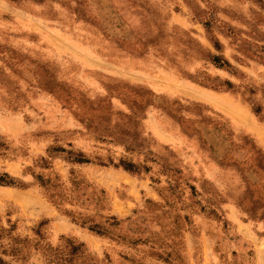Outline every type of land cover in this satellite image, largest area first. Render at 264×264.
I'll list each match as a JSON object with an SVG mask.
<instances>
[{
  "label": "rangeland",
  "instance_id": "1",
  "mask_svg": "<svg viewBox=\"0 0 264 264\" xmlns=\"http://www.w3.org/2000/svg\"><path fill=\"white\" fill-rule=\"evenodd\" d=\"M0 264H264V0H0Z\"/></svg>",
  "mask_w": 264,
  "mask_h": 264
},
{
  "label": "trees",
  "instance_id": "2",
  "mask_svg": "<svg viewBox=\"0 0 264 264\" xmlns=\"http://www.w3.org/2000/svg\"><path fill=\"white\" fill-rule=\"evenodd\" d=\"M215 60H217V62L220 63V65L222 66L224 63L225 64H228L227 61H222L220 59V57L216 56L215 57ZM75 161L77 162H86V161H89L86 157H83V156H80V155H77L75 158H74ZM121 164H123L124 168L126 169H129V170H133L134 169V164L132 162H125L124 160L121 161ZM73 245V244H72ZM72 248L74 249V251H76L78 249V246L77 245H73Z\"/></svg>",
  "mask_w": 264,
  "mask_h": 264
}]
</instances>
